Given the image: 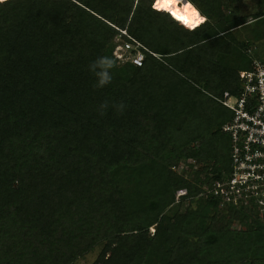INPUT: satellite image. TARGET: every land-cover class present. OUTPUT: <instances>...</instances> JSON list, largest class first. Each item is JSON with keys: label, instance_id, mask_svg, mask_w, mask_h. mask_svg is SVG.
Segmentation results:
<instances>
[{"label": "trees", "instance_id": "trees-1", "mask_svg": "<svg viewBox=\"0 0 264 264\" xmlns=\"http://www.w3.org/2000/svg\"><path fill=\"white\" fill-rule=\"evenodd\" d=\"M237 1L187 0L196 15L181 17L156 0H0V264L95 247L90 264H264L255 207L203 193L230 161L218 99L252 57L230 33ZM118 29L156 56L118 62ZM104 55L113 80L96 88L88 65ZM105 100L126 109L101 116Z\"/></svg>", "mask_w": 264, "mask_h": 264}, {"label": "built area", "instance_id": "built-area-1", "mask_svg": "<svg viewBox=\"0 0 264 264\" xmlns=\"http://www.w3.org/2000/svg\"><path fill=\"white\" fill-rule=\"evenodd\" d=\"M145 52L156 56L125 29H118L112 49L118 62L139 66ZM236 83L237 95L224 91L218 99L230 112L220 127L229 137L228 172L203 186V193L214 196L219 207L250 203L264 219V60L252 56L249 68L238 71ZM185 193L184 188L176 190L174 202Z\"/></svg>", "mask_w": 264, "mask_h": 264}, {"label": "rangeland", "instance_id": "rangeland-1", "mask_svg": "<svg viewBox=\"0 0 264 264\" xmlns=\"http://www.w3.org/2000/svg\"><path fill=\"white\" fill-rule=\"evenodd\" d=\"M183 2V1H182ZM159 0H156L155 6L160 7ZM239 6L238 14L240 17H244V23L242 25L236 26L231 29L230 33L232 37L237 40L239 43H248L249 48L251 49L252 56H256L261 60H264V18H258L254 19L252 12L256 10V8L259 6V2L257 0H240L235 2ZM193 9L194 6L190 2H185L184 4L180 5L179 10L173 8V11H176L178 13H182L181 17H184L183 15H196L195 11ZM198 14V12H197ZM116 36V35H115ZM114 36V37H115ZM114 43V38H113ZM112 53V52H111ZM113 56V55H112ZM187 164V161L184 165ZM180 163L178 167L176 168V171H180L183 167V169H186L185 166ZM182 166V167H181ZM181 167V168H180ZM176 203L173 204L170 208L166 210L167 214H171L176 207ZM186 205H192L184 202V206ZM239 227L240 225H236ZM149 231H152V228H149ZM98 251V247L93 248L88 253L84 254L83 256L79 257L73 264H90L92 260L95 258L96 253Z\"/></svg>", "mask_w": 264, "mask_h": 264}, {"label": "clouds", "instance_id": "clouds-1", "mask_svg": "<svg viewBox=\"0 0 264 264\" xmlns=\"http://www.w3.org/2000/svg\"><path fill=\"white\" fill-rule=\"evenodd\" d=\"M161 11V10H160ZM116 67V62L110 56H100L88 65V70L95 77L96 83L94 87L103 88L109 85L113 80L112 70ZM112 107L117 113L122 114L126 109V104L123 101L112 103L105 100L98 106V111L101 116L105 115L107 109Z\"/></svg>", "mask_w": 264, "mask_h": 264}, {"label": "bare ground", "instance_id": "bare-ground-1", "mask_svg": "<svg viewBox=\"0 0 264 264\" xmlns=\"http://www.w3.org/2000/svg\"><path fill=\"white\" fill-rule=\"evenodd\" d=\"M182 1L183 0H159V3H160L159 5L161 6L162 9L174 8V9L179 10V6L182 3ZM185 1H187V0H185ZM157 7H158V5H157Z\"/></svg>", "mask_w": 264, "mask_h": 264}, {"label": "snow or ice", "instance_id": "snow-or-ice-1", "mask_svg": "<svg viewBox=\"0 0 264 264\" xmlns=\"http://www.w3.org/2000/svg\"><path fill=\"white\" fill-rule=\"evenodd\" d=\"M197 22L199 23V20Z\"/></svg>", "mask_w": 264, "mask_h": 264}, {"label": "water", "instance_id": "water-1", "mask_svg": "<svg viewBox=\"0 0 264 264\" xmlns=\"http://www.w3.org/2000/svg\"><path fill=\"white\" fill-rule=\"evenodd\" d=\"M183 1H185V0H183Z\"/></svg>", "mask_w": 264, "mask_h": 264}]
</instances>
